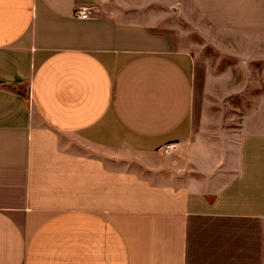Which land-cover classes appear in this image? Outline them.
I'll return each instance as SVG.
<instances>
[{
	"label": "crops",
	"instance_id": "1",
	"mask_svg": "<svg viewBox=\"0 0 264 264\" xmlns=\"http://www.w3.org/2000/svg\"><path fill=\"white\" fill-rule=\"evenodd\" d=\"M194 16L264 42V0H0V264H264V99L194 115Z\"/></svg>",
	"mask_w": 264,
	"mask_h": 264
},
{
	"label": "rangeland",
	"instance_id": "2",
	"mask_svg": "<svg viewBox=\"0 0 264 264\" xmlns=\"http://www.w3.org/2000/svg\"><path fill=\"white\" fill-rule=\"evenodd\" d=\"M202 31L191 24L174 20L172 50L194 55V115L200 107L208 109L211 102L218 107L220 117L238 113L246 104L256 105L264 99V42L261 34L216 32L207 22L194 16ZM257 41L254 44L248 39Z\"/></svg>",
	"mask_w": 264,
	"mask_h": 264
},
{
	"label": "built area",
	"instance_id": "3",
	"mask_svg": "<svg viewBox=\"0 0 264 264\" xmlns=\"http://www.w3.org/2000/svg\"><path fill=\"white\" fill-rule=\"evenodd\" d=\"M98 10L96 8H90L86 6H77L74 9L73 16L78 20L88 21L95 19ZM176 148L175 144H166L162 147V152L164 155L171 154Z\"/></svg>",
	"mask_w": 264,
	"mask_h": 264
}]
</instances>
